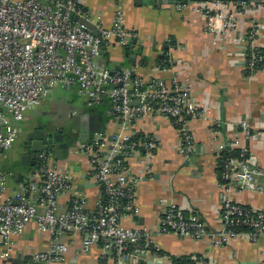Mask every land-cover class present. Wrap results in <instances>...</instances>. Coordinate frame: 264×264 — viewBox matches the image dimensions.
<instances>
[{
    "label": "built area",
    "instance_id": "obj_1",
    "mask_svg": "<svg viewBox=\"0 0 264 264\" xmlns=\"http://www.w3.org/2000/svg\"><path fill=\"white\" fill-rule=\"evenodd\" d=\"M189 3V2H188ZM187 4V3H186ZM186 4L179 5L181 9ZM245 0H192L189 5L203 19V31L227 35L238 27ZM78 16L93 24L97 36L71 17ZM137 35L124 28L123 11L115 5L110 25L94 22L82 11L77 0H0V154L12 148L20 123L28 112L39 108L54 90L76 88L88 108L105 105L104 114L114 132H94L85 142L68 149V159L86 158L92 179L102 189L96 210L88 212L82 195L72 192L75 178L69 170L50 163L52 155L39 153L34 172L8 194L13 171L0 172V258L8 259L16 239L30 223L49 238L46 250L29 253L22 264H62L68 252L63 237L77 238L79 251L92 246L101 249L98 264H130L149 252L160 253L153 242V231L146 226L126 227L123 220L136 216L139 209L134 198V180L128 176V161L138 153L150 157L156 148L154 139L127 133L126 124L150 116H165L180 132L178 154L189 158L195 151L194 139L187 123L203 117L197 103L186 100L181 85L171 89L160 79L144 81L133 77L128 69L113 71L98 62L103 48L110 43L127 48ZM248 42L244 73L264 69V52ZM119 85V86H118ZM220 127L213 124L214 129ZM247 140L264 142V127L252 128L239 123ZM213 134H218L213 130ZM219 187L226 194L220 219L221 229L211 236V245L245 239L255 243L264 235V211L232 202L229 194H262L259 180L264 171L247 150L219 145ZM68 196L67 207L59 198ZM164 209L159 217L158 233L174 234L193 241L209 233L203 222L186 216L175 204L160 200ZM193 264H208L198 259Z\"/></svg>",
    "mask_w": 264,
    "mask_h": 264
},
{
    "label": "crops",
    "instance_id": "obj_2",
    "mask_svg": "<svg viewBox=\"0 0 264 264\" xmlns=\"http://www.w3.org/2000/svg\"><path fill=\"white\" fill-rule=\"evenodd\" d=\"M157 1L77 0L82 11L89 12L94 22L100 21L105 27L110 25L115 5H120L124 28L137 35L136 42L127 48L113 43L105 46L99 63L113 71L128 69L133 77L144 81L163 80L171 89L181 85L185 99L197 103L205 113L186 125L195 147L189 158L178 154L180 132L168 117L155 115L126 124L127 133L154 139L156 148L150 157L138 153L128 161V176L135 182L134 198L139 209L135 217L139 219H125L123 225H143L153 231L152 240L160 253L149 252L140 264H174V260L180 259L195 262L199 258L208 264H264V235L255 243L238 239L214 246L210 242V235L221 229L220 212L226 199L219 187L218 146L247 150L264 171V142L245 139L239 129L243 121L254 129L264 127V69L250 75L244 73L248 42L255 48L264 46V0H245L237 29L227 35L204 32L201 15L189 5L192 0H180V5L187 3L181 9L179 4L157 6ZM42 105L40 110L24 116L20 126L24 136L38 119L34 112L39 111L40 116L47 118L49 126L61 129L65 136L69 129L79 130L82 121L84 125L104 122V133L108 137L114 132L104 111L101 114L98 109L88 108L76 88L54 90ZM215 123L220 124L218 129L213 128ZM213 130L218 134L214 135ZM24 136L18 134L16 140L23 141ZM67 155L68 151L63 152L62 160H54L52 155L50 163L60 170L70 171L75 178L72 192L82 195L86 210L93 212L102 197V189L92 179L85 157L70 161ZM14 167L15 161L0 167V172ZM26 176L22 174L20 182L27 179ZM18 183L19 179L10 180L8 194L17 189ZM259 183L264 188V177ZM228 197L236 204L264 211V192L231 193ZM160 200L175 204L186 216L199 218L209 235L193 241L174 234H159L158 220L164 209ZM67 202L68 196L59 198L63 208L67 207ZM60 240L68 244L62 264L100 262L102 252L98 246L81 253L77 238ZM49 241L30 223L16 239L11 256L6 260L0 258V264H22L29 253L46 250Z\"/></svg>",
    "mask_w": 264,
    "mask_h": 264
},
{
    "label": "water",
    "instance_id": "obj_3",
    "mask_svg": "<svg viewBox=\"0 0 264 264\" xmlns=\"http://www.w3.org/2000/svg\"><path fill=\"white\" fill-rule=\"evenodd\" d=\"M161 4L180 5L181 2L180 0H158L157 6H160ZM71 19L74 22L86 27L92 35L97 36V32L95 31L94 26L91 22L86 21L84 18L78 16H72ZM98 111L102 114L103 108H98ZM82 122L76 142L87 141V139L90 138L91 135L97 131L104 133V122H98L96 126H94V122L86 125L82 124ZM65 138L66 137L61 129L56 130L53 129V127H50L49 130H37L36 132L31 133L23 144V152L17 157V162H15L14 169L9 168L8 170H15V174L19 176L20 181V177L22 176V174H27L28 176L30 172H34L36 157L39 153H43L45 155H53L54 160H62L63 152L68 151L69 145L71 143L69 139ZM108 140L110 141L111 138L108 137ZM96 185L98 184L96 183ZM133 218L139 219L135 216ZM140 262L141 260H138L137 264H140Z\"/></svg>",
    "mask_w": 264,
    "mask_h": 264
},
{
    "label": "flooded vegetation",
    "instance_id": "obj_4",
    "mask_svg": "<svg viewBox=\"0 0 264 264\" xmlns=\"http://www.w3.org/2000/svg\"><path fill=\"white\" fill-rule=\"evenodd\" d=\"M43 105H41L39 108H37V109H35V110H40L41 109V107H42ZM34 111V110H33ZM39 114H41V112L39 111V113H38V116H37V118L38 119H36L35 121H34V123L32 122V126H31V128H30V130L25 134V136H24V133H23V129L21 128V131H20V133H19V135L21 136L22 134H23V136L25 137L24 138V140L23 141H21V154H22V152H23V144H24V142L27 140V138H28V136L31 134V133H34V132H36L37 130H49L50 129V127L51 126H49L48 125V121H47V118H43V116H40ZM83 123V122H82ZM84 124V123H83ZM94 126H96V124L94 125ZM53 129H55V128H53ZM78 129L80 130V127H78ZM57 130V129H56ZM79 130H71V129H69V132H68V134H66V138L65 139H69V141L71 142L70 143V145H69V149L76 143V140H77V138H78V134H79ZM64 134V133H63ZM68 141V142H69ZM37 163V162H36ZM36 163H35V166H36ZM14 169V168H13Z\"/></svg>",
    "mask_w": 264,
    "mask_h": 264
},
{
    "label": "rangeland",
    "instance_id": "obj_5",
    "mask_svg": "<svg viewBox=\"0 0 264 264\" xmlns=\"http://www.w3.org/2000/svg\"><path fill=\"white\" fill-rule=\"evenodd\" d=\"M30 113V112H28ZM27 113V114H28ZM38 115V113L34 112V116ZM22 123H20L21 126ZM24 124V123H23ZM18 137V135H16V138ZM15 138V142L12 146V148H10L8 151H6L4 154H0V167L3 166H9L13 161L17 162V157L20 155L21 153V139H17ZM80 159L82 158V156L79 157Z\"/></svg>",
    "mask_w": 264,
    "mask_h": 264
},
{
    "label": "trees",
    "instance_id": "obj_6",
    "mask_svg": "<svg viewBox=\"0 0 264 264\" xmlns=\"http://www.w3.org/2000/svg\"><path fill=\"white\" fill-rule=\"evenodd\" d=\"M260 52L263 53L264 52V49H260ZM102 107L103 108V111L105 110V105H100V106H97V107H93V108H90V109H94V110H97L98 108ZM6 171V170H5ZM200 259V258H199ZM174 264H193L194 262L192 261H188L187 259H180L179 261L178 260H174L173 262Z\"/></svg>",
    "mask_w": 264,
    "mask_h": 264
}]
</instances>
